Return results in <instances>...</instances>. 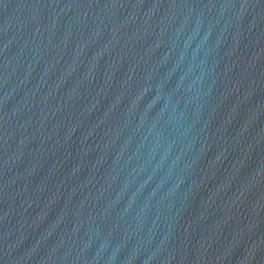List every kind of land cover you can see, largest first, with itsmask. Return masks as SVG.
<instances>
[{"label": "water", "instance_id": "obj_1", "mask_svg": "<svg viewBox=\"0 0 264 264\" xmlns=\"http://www.w3.org/2000/svg\"><path fill=\"white\" fill-rule=\"evenodd\" d=\"M0 264H264V0H0Z\"/></svg>", "mask_w": 264, "mask_h": 264}]
</instances>
